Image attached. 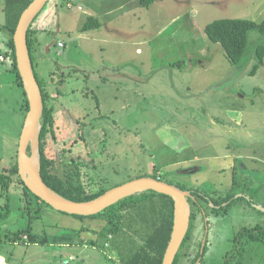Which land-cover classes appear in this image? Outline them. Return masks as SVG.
I'll return each mask as SVG.
<instances>
[{"label": "rangeland", "instance_id": "374dc122", "mask_svg": "<svg viewBox=\"0 0 264 264\" xmlns=\"http://www.w3.org/2000/svg\"><path fill=\"white\" fill-rule=\"evenodd\" d=\"M117 1L51 0L35 23L43 29L38 35L42 45L36 71L47 84L56 119V137L48 138L49 152L58 161L82 163L81 177L92 191L111 190L155 174L200 194L218 190L222 182L225 188L230 186L232 166L241 171L255 165L249 156L264 159V64L250 75L264 35L252 31L243 60L233 64L223 48L207 38L205 27L224 19L262 23L264 0L239 5L225 0H165L149 11L147 26L140 9H130L132 4L129 10L106 15ZM3 7L0 0V27L5 23ZM91 18L101 27L84 31ZM2 62L0 173H6L18 162L27 112L16 74L8 71L6 58ZM178 62L181 65L175 66ZM222 154L230 159L217 158ZM262 177L248 196L264 205ZM12 187L10 201L1 196L0 184V219L7 214L4 205L10 204L7 219L0 220V251L29 223L20 200L24 188L15 183ZM240 203L239 211L209 218L207 253L200 264H224L236 244L247 246L238 256L239 264H264V245L235 239L245 227L264 226V213L248 200ZM88 223L95 230L102 228L97 222ZM59 224L71 223L59 220ZM19 244L6 248L8 262L20 258L11 264H23L25 241ZM46 250L47 259L32 264L68 260ZM75 253L78 258L68 264L120 261L116 251L91 245ZM0 260H5L1 253ZM180 264L190 262L186 258Z\"/></svg>", "mask_w": 264, "mask_h": 264}, {"label": "trees", "instance_id": "16d2710c", "mask_svg": "<svg viewBox=\"0 0 264 264\" xmlns=\"http://www.w3.org/2000/svg\"><path fill=\"white\" fill-rule=\"evenodd\" d=\"M157 1L159 0H140L141 5L145 8L150 7ZM32 2L33 0H4L3 7L5 12L4 27L10 34L8 42L9 52L5 55L6 63L8 62V71L16 74V85L23 89L26 112L29 110V104L23 81L17 68L13 36L22 14ZM44 10L45 8L38 14L28 32V47L44 101L43 128L40 136L41 174L46 185L60 196L76 202L91 201L108 190H89L81 177L84 167L82 163L73 159L71 161H58L55 154L49 152V135L56 137L55 110L49 104L50 95L47 92V84L36 71L37 51L42 44L38 38L40 31L35 23ZM99 27H101V24L91 18L83 29L88 31ZM254 30L264 35V20L259 24L254 21L241 19L216 20L205 27V34L212 43L219 44L223 48L226 56L233 64H240L248 47L249 34ZM256 56L258 62L250 75H255L264 64V45L257 48ZM174 65L180 66L181 63L178 62ZM82 139L86 141L85 132ZM150 177L165 181L161 174L159 176L157 174L151 175ZM166 182L173 184L169 181ZM14 183L20 184L24 188L21 196L25 204L24 211L29 215L28 226L17 231L14 235L16 239L27 237L30 243H34L36 241V236L33 235L35 223L44 219L45 209L53 210V208L28 190L19 174L18 162L6 173H0L1 196L3 198L11 199V188L13 189L12 185ZM177 187L186 190V188ZM14 192L15 188L13 189ZM31 203H35L36 207L33 206L32 208ZM9 207V202H6L4 209H8L7 214H5L7 216ZM174 207L175 203L170 196L147 191L127 197L99 214L89 217L76 215L72 217L77 218L81 223L97 222L100 224L102 226L100 230L91 228L90 224L89 227L83 225L80 235H83L85 242H87L88 238H86L85 233L93 234V239L89 238L88 243L98 248V250L116 251L120 257L119 264H162L173 232ZM34 213H37V215L34 216ZM60 214L69 216L64 213ZM5 215L1 216V221L3 218L7 219ZM241 238H246L249 243H261L264 245V229L261 231L257 228L247 229ZM187 239L184 241L174 264H180L186 258L190 264L197 263L199 255L195 259H189L187 256ZM227 264L233 263L229 261Z\"/></svg>", "mask_w": 264, "mask_h": 264}, {"label": "water", "instance_id": "95a60500", "mask_svg": "<svg viewBox=\"0 0 264 264\" xmlns=\"http://www.w3.org/2000/svg\"><path fill=\"white\" fill-rule=\"evenodd\" d=\"M50 1L33 0L22 14L13 36L17 68L29 104L18 149L19 174L33 195L53 210L70 216H93L127 197L147 191L170 196L175 203L174 225L162 264H174L190 228L192 209L189 191L161 179L142 177L108 190L91 201L76 202L57 194L42 178L40 136L43 128L44 101L28 47V32L38 14ZM259 209L264 211V208Z\"/></svg>", "mask_w": 264, "mask_h": 264}, {"label": "flooded vegetation", "instance_id": "af4514ba", "mask_svg": "<svg viewBox=\"0 0 264 264\" xmlns=\"http://www.w3.org/2000/svg\"><path fill=\"white\" fill-rule=\"evenodd\" d=\"M224 159L226 160L228 158H224ZM237 159L239 160L241 158H237ZM248 159L253 160L255 162V165H253L252 168L251 167L245 168L242 169L241 171H238L237 166L233 167L231 165L232 166L231 172L228 170L226 171V173L230 172V174L232 175L231 177H229L230 186H227L226 188L224 184H222L223 183L222 182L219 183L220 188L218 187L219 188L218 190H216V188H213L210 191L211 193L209 192L207 194L204 193L200 194L199 191L193 192V189L185 190L191 193L190 194L191 196L189 197V202L191 204V209H192L190 228L186 236V239L189 236L187 239V247H186V253L189 259H195V257L199 255L197 262L199 261L200 264V262L203 261L202 259L207 253L208 233H210V228H209L210 217L218 218L222 214L227 215L231 213L233 210L237 209L239 211L240 209H242L241 205H243L240 202H244V201L247 202V200L250 202V205L251 204L254 205L255 208L256 207L264 208L263 203L259 202L258 200H252L250 196H248V190H250V188L251 190L258 188L259 183H261L260 178L262 176H263L262 178H264V159L261 160L259 157H254V156H249ZM246 208L247 207H245V209ZM256 209L258 210V208ZM262 213H264V211ZM254 228H257L258 230L261 231L262 229H264V226L255 225L250 228L245 227L240 230V233L238 232L239 234L237 233L235 239L240 240V237L243 235V233H245V230L254 229ZM246 247L245 245L236 244V246L234 247L236 250L232 251V253L230 254L228 253L225 256L224 264H227L229 261H232V263L235 264H239L240 260H238L239 259L238 256H241V254L245 252ZM193 255L195 256L190 257ZM234 259L236 261H233Z\"/></svg>", "mask_w": 264, "mask_h": 264}, {"label": "crops", "instance_id": "0c3cea01", "mask_svg": "<svg viewBox=\"0 0 264 264\" xmlns=\"http://www.w3.org/2000/svg\"><path fill=\"white\" fill-rule=\"evenodd\" d=\"M63 1L66 2L67 0H62V2ZM164 1L165 0H159L156 3L152 4L150 7L145 8L141 5L140 0H123V1L118 0L113 6V9L105 14L112 15L114 14L113 11L120 13L122 11L127 10L128 9L127 7L130 6L129 4H132L130 9L131 10L140 9V11L138 12L144 18V25L147 26L149 24L148 14H151L149 11H151L152 7H154L160 2L161 4H163ZM246 1L247 3L250 2L248 0H225L227 4L235 3L237 5L244 3ZM114 7L116 8L114 9ZM174 21H172V24H174ZM108 22L110 23L112 21H108ZM37 29L39 31L43 30L40 28L38 24H37ZM168 29L169 27H167L165 30H168ZM9 40H10V34L8 31L5 30V27L3 24V27L2 26L0 27V56L4 55L3 56L4 58H5V55L8 54L9 52V46H8ZM232 157L234 159H237L241 156L232 155ZM218 158L224 159V158H230V157H228L227 154H222ZM17 194L20 195L19 193ZM21 195H20V200L22 201ZM23 203L24 202L22 201V204ZM61 215L63 214L55 212L52 209H45L44 219L36 222L34 225L33 235L36 236V241L34 243L26 242L27 237H24L22 240L21 239L17 240L16 238H14V239H9L8 241L4 242V244L2 245L4 249L0 251V253L2 255V258H4L5 260H0V263L1 264H11L12 261L8 262L7 260L9 256L8 254H6V248L12 245L15 246L19 244L21 241H25L24 248H26L23 264H32V263H39V261H44L45 259H47V256L50 253L49 250H46V249L55 250L57 251L56 256H59L61 254V256L64 259L66 258L68 259L65 262H61V264H68L69 262L67 261H71V262L75 261L76 255H77L75 252L77 251L78 248H87V245H90V243H88V239L89 238L93 239V234L85 233L86 238H88L87 242H85L83 235L82 236L80 235L81 234L80 230L83 225L89 227V223L87 222L81 223L79 220L72 221V219H70L72 218V216L63 215L62 217ZM59 220L69 222L71 224L69 226H64L63 224H59ZM38 238L39 240L37 241ZM14 248H18V246H15ZM32 249L34 251L33 253H32ZM52 254L54 253L52 252ZM77 258H78V255H77ZM19 259L20 258L13 260L12 263H14L15 261H18ZM53 264H55V261H53Z\"/></svg>", "mask_w": 264, "mask_h": 264}, {"label": "built area", "instance_id": "2783aa9c", "mask_svg": "<svg viewBox=\"0 0 264 264\" xmlns=\"http://www.w3.org/2000/svg\"><path fill=\"white\" fill-rule=\"evenodd\" d=\"M2 57H3V56H0V60H1V61H4V57H3V58H2Z\"/></svg>", "mask_w": 264, "mask_h": 264}]
</instances>
